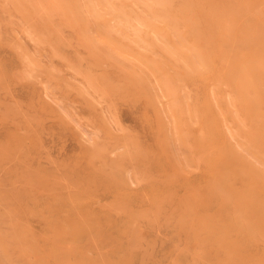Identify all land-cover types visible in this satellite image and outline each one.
Returning a JSON list of instances; mask_svg holds the SVG:
<instances>
[{"label":"rangeland","instance_id":"1","mask_svg":"<svg viewBox=\"0 0 264 264\" xmlns=\"http://www.w3.org/2000/svg\"><path fill=\"white\" fill-rule=\"evenodd\" d=\"M0 264H264V0H0Z\"/></svg>","mask_w":264,"mask_h":264},{"label":"bare ground","instance_id":"2","mask_svg":"<svg viewBox=\"0 0 264 264\" xmlns=\"http://www.w3.org/2000/svg\"><path fill=\"white\" fill-rule=\"evenodd\" d=\"M67 7V6H66ZM162 80V79H161ZM243 198V197H242ZM255 215V214H254ZM259 223V222H258Z\"/></svg>","mask_w":264,"mask_h":264}]
</instances>
